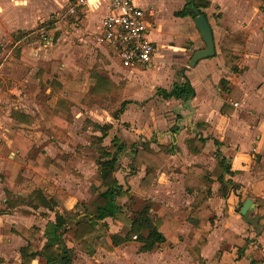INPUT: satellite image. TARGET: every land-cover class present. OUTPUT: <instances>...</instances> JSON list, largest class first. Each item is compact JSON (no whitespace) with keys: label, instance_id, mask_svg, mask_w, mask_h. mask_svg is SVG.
Masks as SVG:
<instances>
[{"label":"crops","instance_id":"obj_1","mask_svg":"<svg viewBox=\"0 0 264 264\" xmlns=\"http://www.w3.org/2000/svg\"><path fill=\"white\" fill-rule=\"evenodd\" d=\"M68 1L69 0H66L63 5ZM133 1L141 7H148L150 5L156 7L153 26L149 33L150 39L154 41L156 45V52L152 63L143 66L125 67L113 45L106 42H96L95 38L94 42L103 49L107 56H109V54H114L119 63L120 67L118 68L120 70L122 69V71L125 72H133L136 70L137 78L138 74L140 75V73H142L141 67L147 68L148 66H155V62L157 63L159 60V45L158 42L152 39L151 34L155 32L157 35H160V37H163L165 28L161 21V12L155 0ZM43 2H46V0ZM186 2L187 0H180L178 6L171 10L172 15L170 16L173 21L171 23L175 25L176 23H179V25L182 23L185 25V28H179L176 25L166 33V40L172 36H176L177 38L189 36L193 42L190 47L184 48L185 53L181 63L183 67L181 75L176 77L173 72L165 70L163 76L160 78L155 77L150 85L137 82L135 77L129 80H119L117 82L118 84L125 81L124 87L121 92H116L118 95L124 92L125 96L130 98L125 99L121 105L122 107L123 104H125L127 107L124 105L122 111H118L121 107L117 110V115L121 112L123 113L120 121H130L132 125L131 128L136 129L140 133H144L145 136L139 143L132 144L141 146L143 142L151 141V146L154 148H156L159 143L173 144L175 145V150L164 166L157 171L153 186L148 193L141 191L138 187L140 180L146 174V166H142L134 171L131 170V156L134 155V153H130L131 150L128 151L127 149V152L122 154L120 164L123 156L127 155L129 158L127 177L129 179L133 177L136 180L133 190L130 189V191L137 195L150 197L152 201L155 200L153 190L157 181L160 180V175H167L170 179L172 176L174 177L170 189L167 190L165 194V200L158 202L154 210L161 204L170 205L175 209L180 207L191 209L194 194L187 192L184 175L179 172L177 168L183 164H202L212 170L218 161L216 152L219 150L220 155L227 157V161L231 165L233 174H226V179H232L233 184L226 187L227 190L224 194L220 190L222 184L219 181H214L209 196V205L212 208L210 220L193 236V238L189 237L192 224L184 220L166 244L169 242L179 243L180 239H184L182 241L190 240V249H193L195 255L189 260V263L200 257L208 262L219 250L221 251V255L219 261L215 264H250L252 258L264 264V214L258 211V202L249 195V193H253L256 197L264 200V10L252 4L250 0H210L211 4L209 7L205 8V11L213 29L216 54L211 57L202 58L195 66L184 70L185 67L189 65L187 61L191 58L193 53L197 49L206 46L197 28L195 19L190 15L184 17L175 15V12L181 10ZM21 3H26V0H0V5L2 4V12L0 13V34L4 33L6 27V23L4 22L3 25H1L2 20L6 21L7 18H11L14 15L20 17L21 14L19 10L26 8V6L18 5ZM81 10L86 12L81 17V22L86 21L88 17L94 18V22H97L93 23L92 27L93 30H97V33L94 35L95 37L100 32L101 19L107 12L106 2L103 0H89V7H84ZM100 10L103 11L98 13ZM52 17L54 18V14ZM24 20L25 18L23 17L19 22H14L19 28L17 31L22 30L26 32L31 30L25 29L23 25ZM42 28L45 27H41L35 31L41 35L40 30ZM244 28L248 29L245 44L235 46V49L242 53L238 63V72H235L225 64L221 54V45L226 35L234 34ZM178 29H180V31L183 29V32L175 33ZM15 32L12 34L13 38ZM49 32L48 30V38L53 39ZM31 33H28L24 37L29 36ZM166 40L162 38L160 42L163 44ZM17 43L19 42L17 41L16 44ZM29 50L31 51L32 48ZM30 55L33 57L32 54ZM107 58L109 57H105L106 60H108ZM222 78L229 80V87L231 90L226 91L222 88L220 84ZM111 79L114 81V78L111 77ZM186 80H189L195 88L196 95L192 98L187 100L164 98L156 92L158 88L170 89L175 82H183ZM150 88L153 89L156 95L150 91ZM236 94H239V96ZM150 95L154 97L151 98L152 103L151 101L144 103L150 98ZM234 102H238V106H235ZM247 102H251L255 108L248 109ZM222 107L228 111L232 110V112H223ZM151 108H153L152 112ZM117 119V122H120L119 118ZM110 125L112 128V124ZM154 131L160 132V135H163L162 139L156 138L155 133L148 137L149 133ZM195 135L208 137L204 150L197 155L192 154L188 150L186 144V139ZM216 140L219 141V143H217ZM31 170V175L22 176L27 178L32 177L34 170ZM119 170L120 168L118 167L116 176L119 182L124 186V182L119 176ZM53 177H51V180ZM51 180L49 179V181ZM59 188L61 187L55 188L54 191L49 190L47 194L52 195ZM124 188L127 189L128 187ZM66 192L68 196L65 200V205L69 209H73L77 204L87 201L91 196L90 193L88 198L76 201L70 205L69 191L66 190ZM18 193L21 194L22 192L18 191ZM0 196V201L5 203L7 200L6 192L4 195L3 191V194H0ZM124 197L118 198L119 203L122 205L123 203L121 200ZM248 198H252L255 204V207H251L246 214V217L252 221L246 220L244 215L241 214V208ZM25 205L27 204L18 205L14 208H6L3 206L0 208V243L2 242V245H4L3 242H8L7 244H10L12 241H15L17 235L24 241L19 247L18 256L14 258L16 263L21 261V249L27 244V241L22 238L16 230L21 231L24 227L38 226L40 228V233L36 242L42 246L46 241L44 235L45 228L49 221L55 219L54 211L41 205L38 208L34 207V209L36 208L37 210L45 207L48 211L52 212V216L46 219L44 224L32 223L18 227L13 222H8L9 216L13 214L14 210ZM131 217L132 214L123 212L121 219L124 224H129ZM104 221L108 223V228H106L107 235L105 236L106 239L104 242L110 244L111 240L108 235L121 230L123 225L115 224L111 217L106 218ZM6 226H11L14 230L10 232L7 240H4V230ZM226 229H231L242 237L249 239L242 255L239 254L238 247L224 242L223 233ZM68 236L70 237L68 238ZM65 239L68 246L73 247L74 245L75 248L77 246L82 247L80 244H76L72 241L73 237L71 233L66 234ZM124 245L125 244H121L117 247H122ZM82 249L85 255L94 258L96 261V257L100 254V250H106L104 247H99L90 253L85 251L83 247ZM74 252L77 251L74 250ZM183 258H185V256ZM37 260L41 261L44 259L38 256L33 262ZM75 260L76 259H74V261ZM1 261H4V259L0 252V262Z\"/></svg>","mask_w":264,"mask_h":264},{"label":"rangeland","instance_id":"obj_2","mask_svg":"<svg viewBox=\"0 0 264 264\" xmlns=\"http://www.w3.org/2000/svg\"><path fill=\"white\" fill-rule=\"evenodd\" d=\"M43 1L26 0V3L18 4L26 6L25 9L19 10L21 18L14 15L1 22V25L3 22L6 23V27L4 33L0 34V61L2 62L8 56L14 42L12 34L19 29L15 23L24 17L25 29H31L26 32H34L18 42L28 46L29 49L32 48L28 52L38 60L39 64L28 70L0 65V194L2 195L4 191V195L6 192L8 198V184L2 177L14 181L22 175H31L32 168L27 163V157L35 156L39 151H43L53 159L49 167L56 173L48 183H40V188L46 193L58 187L65 188L69 191L71 205L88 198L91 193V175L97 168L95 159L97 151L94 147L99 142L98 135H101V131L97 130L94 123L106 126L112 124L108 136L104 137L102 142L110 149H114L113 137H119L127 145L128 151L136 145L132 143H139L145 137L144 133L131 128L130 121H120L122 112L117 115V110L123 101L130 98L125 96L124 92L118 95L115 91L103 96L94 95L95 79L84 75L85 70L97 72L104 77H112L116 84L119 80L135 77L137 82L150 85L155 77H162L165 70L173 72L176 77L180 76L183 70L181 63L184 58V48L190 47L193 42L189 36L181 38L172 36L166 40L169 29L176 25L179 28H185L182 23L181 25L171 23L173 22L170 17L171 10L178 6L180 0H155L165 28L163 37L155 32L151 34L152 39L158 42L160 58L157 63L155 62V66L141 67L142 73L136 78V70L133 72L120 70L114 54L107 56L94 42V35L97 33L96 29H92L93 23H97L94 22V18L88 17L86 21L81 22L80 19L86 12L80 9L78 18L66 15L54 19L53 14L59 17L66 0ZM101 11L103 10L98 13ZM47 20L52 21L51 28H48L53 38L50 40L43 39L42 35L35 31L38 25ZM177 32L181 33L183 29L181 31L178 29L175 33ZM162 38L166 40L163 44L160 42ZM105 57H109L108 60ZM189 60L190 58L187 64ZM89 67H92V70ZM56 81L61 85L56 84ZM65 91H69V94ZM150 91L156 95L152 88ZM151 98L154 97L150 95L144 103L150 101L152 103ZM247 103L248 109L255 108L251 102ZM57 107L64 108L66 121L63 124L54 121L52 117ZM18 113L32 117L31 122L25 121L24 117L22 120L18 119L16 116ZM117 118L120 122H117ZM154 133L156 138L162 139L163 135L156 131L149 133L148 137ZM128 161V156L124 155L119 164V176L124 182V187L133 190L136 180L133 177L131 179L127 177ZM64 166L74 167L82 175L66 173L63 171ZM173 181V176L170 179L167 175H160V180L157 181L153 190L155 198L152 204L153 209L158 202L165 200V194ZM18 191L22 192L21 186L15 184L9 195L11 200L14 201L20 195L27 197V194L23 192L20 194ZM143 200L144 196L137 194H134L133 200H130L128 196L124 197L121 200L124 212L133 215L134 209ZM2 202L0 201V208L2 206L8 208L7 202ZM26 204L16 208L9 216L10 218L8 217V222L11 221L10 223L13 222L18 227L32 223L42 225L52 216V212L45 207L36 210L39 206L34 209L35 206L32 204ZM68 233L70 234L71 231ZM100 233L103 236L107 235L106 229H101ZM19 237L17 235L15 241L10 244L0 243V252L4 259L0 262L1 264H17L14 258L18 256L19 247L24 242ZM182 240L184 239H180L179 243L164 242L142 251L133 244H125L113 251L100 250V254L96 257L97 261L85 255L82 247L75 248L73 245V249L77 251L74 252L76 260L73 262L74 264H190L189 260L195 253L193 249H190V240ZM32 264L46 263L44 260H37Z\"/></svg>","mask_w":264,"mask_h":264},{"label":"trees","instance_id":"obj_3","mask_svg":"<svg viewBox=\"0 0 264 264\" xmlns=\"http://www.w3.org/2000/svg\"><path fill=\"white\" fill-rule=\"evenodd\" d=\"M252 4L264 10V0H250ZM211 4L210 0H187L181 10L175 12L177 16L196 17L194 11L198 7L201 13L207 16L205 8ZM52 21L43 22L36 27L51 28ZM32 32V31H30ZM29 33V32H28ZM19 30L14 35V42L11 45L9 55L0 61L9 67L16 69L28 70L38 66L39 62L30 55L29 47L16 42L28 34ZM248 34V29H242L234 34L226 35L222 41L221 54L225 64L238 72V63L242 53L235 49L236 45H244ZM92 70V67H89ZM84 75L95 79L93 94L96 96L107 95L112 92H119L124 86V81L116 84L111 78L98 74L97 72L85 70ZM56 84L61 85L60 83ZM220 84L224 90L229 91V80L222 78ZM69 94V91H65ZM157 94L164 98H177L187 100L196 95L194 86L189 80L175 82L170 89L158 88ZM66 98V97H65ZM124 105L119 109L122 111ZM222 111L231 113L222 107ZM18 119L31 122L32 117L18 113ZM54 121L64 123L66 119L64 108L57 107L52 115ZM97 130L101 131L98 136L99 142L95 145L97 156L95 155L97 168L91 176V196L87 201L77 204L73 209L65 205L68 196L65 189L59 188L54 194H47L40 183H48L49 179L56 173L49 167L52 158L39 151L35 156L27 157L28 165L34 170L32 177L27 178L20 176L16 180L2 177L7 182V205L8 208L15 207L19 204L30 203L33 206H45L55 213V219L49 221L45 228V243L40 246L36 241L40 233L38 226L24 227L21 231L16 230L26 241L27 244L21 249V261L17 264H31L33 260L40 256L47 264H72L74 261V249L68 246L65 235L71 231L73 242L80 244L85 251L92 253L99 247L113 251L121 244H133L138 250H147L157 244L167 242L176 232L184 220L189 221L192 226L189 237L201 230L210 220L212 208L209 205V196L211 186L214 181L222 184L221 191L225 194L227 186L233 184L232 179H226V174H233L231 165L227 157L221 156L219 150L216 152V166L210 170L202 164L186 165L183 164L177 170L184 175L185 188L188 193L194 194L191 209L180 207L173 208L167 204H161L156 210L153 209V201L150 197H144L143 202L134 209L129 224H124L121 217L123 215V206L119 203L118 198L128 196L130 200L134 199V193L130 188L125 189L119 182L116 171L120 164L122 154L127 152V145L118 137L113 138L114 149L107 148L102 144L104 137L108 135L110 125H100L94 123ZM208 137L195 135L186 139L188 150L192 154L201 153L206 145ZM217 143L219 141L216 140ZM175 145L159 143L156 148L151 146V141H145L141 146H133L130 153L131 170L134 171L142 166H146V174L140 180L139 189L145 193L150 192L157 171L164 166L169 157L173 154ZM64 172L81 176L82 174L75 168L64 166ZM19 184L21 191L25 196H18L14 201L10 199L11 189ZM249 195L258 202V211L264 214V200L256 197L253 193ZM111 217L113 222L123 225V228L117 232L110 233L108 236L110 244L104 242V237L99 231L108 228V223L104 221ZM14 229L6 226L4 230V240H7L9 234ZM224 242H228L238 247L240 255L244 253L249 241L231 229H226L223 233ZM221 251H217L212 259L206 262L203 258H197L190 264H215L219 261ZM250 264H262L259 260L251 259Z\"/></svg>","mask_w":264,"mask_h":264},{"label":"built area","instance_id":"obj_4","mask_svg":"<svg viewBox=\"0 0 264 264\" xmlns=\"http://www.w3.org/2000/svg\"><path fill=\"white\" fill-rule=\"evenodd\" d=\"M103 1L107 4V12L101 19L100 32L95 36V41L113 45L125 67L152 63L156 45L150 39L149 33L153 26L156 7L153 5L141 7L133 0ZM84 7H89V0H69L63 5L59 17L56 15L54 19L66 15L78 18L80 9ZM47 32L45 28L40 30L42 38L50 40ZM238 104L234 102L235 106Z\"/></svg>","mask_w":264,"mask_h":264},{"label":"water","instance_id":"obj_5","mask_svg":"<svg viewBox=\"0 0 264 264\" xmlns=\"http://www.w3.org/2000/svg\"><path fill=\"white\" fill-rule=\"evenodd\" d=\"M194 11L196 13V17L194 18L195 23L197 25L198 30L200 31V34L206 46L204 48L197 49L193 53L190 58L189 65L185 67L184 70H186V68L195 66L200 59L211 57L216 54V45L214 40L213 29L207 16L204 13H201L198 7H195ZM251 207H255V204L252 198H248L246 199L241 208V214L244 215V218L248 221H252L246 217V214Z\"/></svg>","mask_w":264,"mask_h":264}]
</instances>
